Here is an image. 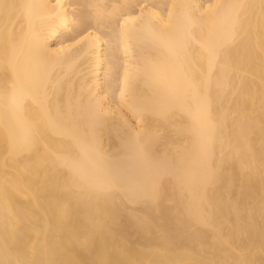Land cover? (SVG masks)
<instances>
[{"label":"bare ground","instance_id":"6f19581e","mask_svg":"<svg viewBox=\"0 0 264 264\" xmlns=\"http://www.w3.org/2000/svg\"><path fill=\"white\" fill-rule=\"evenodd\" d=\"M0 264H264V0H0Z\"/></svg>","mask_w":264,"mask_h":264}]
</instances>
